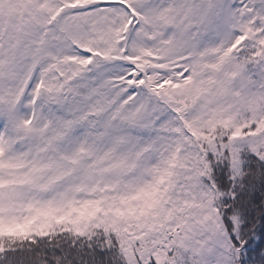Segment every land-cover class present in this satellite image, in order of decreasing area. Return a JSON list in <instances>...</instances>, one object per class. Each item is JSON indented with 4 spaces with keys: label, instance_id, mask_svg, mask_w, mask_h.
Instances as JSON below:
<instances>
[{
    "label": "snow or ice",
    "instance_id": "1",
    "mask_svg": "<svg viewBox=\"0 0 264 264\" xmlns=\"http://www.w3.org/2000/svg\"><path fill=\"white\" fill-rule=\"evenodd\" d=\"M0 264H264V0H0Z\"/></svg>",
    "mask_w": 264,
    "mask_h": 264
}]
</instances>
